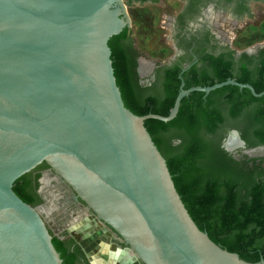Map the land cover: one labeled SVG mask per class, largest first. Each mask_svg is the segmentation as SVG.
I'll list each match as a JSON object with an SVG mask.
<instances>
[{
  "label": "water",
  "instance_id": "water-1",
  "mask_svg": "<svg viewBox=\"0 0 264 264\" xmlns=\"http://www.w3.org/2000/svg\"><path fill=\"white\" fill-rule=\"evenodd\" d=\"M126 27L122 0H0V264H63L38 210L13 191L42 163L140 264H264L197 227L144 125L172 121L193 92H264L228 79L181 88L166 117L137 116L124 106L108 46Z\"/></svg>",
  "mask_w": 264,
  "mask_h": 264
},
{
  "label": "trees",
  "instance_id": "trees-1",
  "mask_svg": "<svg viewBox=\"0 0 264 264\" xmlns=\"http://www.w3.org/2000/svg\"><path fill=\"white\" fill-rule=\"evenodd\" d=\"M128 33L124 30L108 42L124 106L137 116L166 117L179 93L178 73H168L151 89L140 87L137 55L133 42L127 39ZM222 68L212 75L185 79L184 89L210 87L231 79L253 86L257 94L264 92V83H253L251 76L233 73L229 66ZM203 97V93L193 92L182 100L172 121L150 119L144 125L166 160L175 188L197 227L222 249L237 254L245 262L258 263L264 260V167L256 160L231 158L220 148L217 128L228 122L240 130L249 148L264 145V96L255 98L247 89L227 86ZM176 141L179 143L174 146ZM32 173L19 178L13 191L24 203L35 207L37 198L24 192ZM52 243L63 264H75L76 257L83 255L77 246L68 254V243L60 239L53 237Z\"/></svg>",
  "mask_w": 264,
  "mask_h": 264
},
{
  "label": "flooded vegetation",
  "instance_id": "flooded-vegetation-1",
  "mask_svg": "<svg viewBox=\"0 0 264 264\" xmlns=\"http://www.w3.org/2000/svg\"><path fill=\"white\" fill-rule=\"evenodd\" d=\"M172 1L175 8L169 9L161 4V0H146L143 4L140 1L130 3L126 0L129 6L147 4L158 10L157 25L162 34L161 42L169 52L164 59L147 60L139 52L131 33H128L127 39L133 42L132 47L137 55L136 74L140 87L151 89L158 86L168 73H178V78L181 80L180 91L181 88L184 89L185 79L215 74L223 70L222 66H229V70L233 73L248 74L253 83H264V40L249 48L239 49L236 46L240 30L264 25V0ZM160 8L164 9L160 10ZM124 30L128 28H124L122 32ZM118 46L121 47L120 42ZM183 75H185L184 79ZM207 96L204 95L203 98ZM217 129L220 148L231 158L236 161L256 160L264 167V145L249 148L247 142L242 139L240 130L233 128L228 122ZM233 132L238 133L244 146L227 150V142ZM178 143L179 141H176L173 145ZM249 150H258L259 153L254 154L256 157H251L246 154ZM32 172L24 192L30 197L37 198L34 208L38 210L52 238L67 242L68 254L75 251V246L80 248L83 255L76 257L75 264H90L88 247L85 244L93 238L84 237L78 241L74 237L76 233H71L73 226L88 218H93L95 223L105 230L108 235L107 243L120 249H127L111 229L98 221L87 206L76 199L73 190L50 167L42 163ZM70 241L74 245H71Z\"/></svg>",
  "mask_w": 264,
  "mask_h": 264
},
{
  "label": "rangeland",
  "instance_id": "rangeland-1",
  "mask_svg": "<svg viewBox=\"0 0 264 264\" xmlns=\"http://www.w3.org/2000/svg\"><path fill=\"white\" fill-rule=\"evenodd\" d=\"M161 4L169 9L175 8L174 2L172 0H161ZM122 5H124L125 7V13L128 18L127 28L131 33L139 52L143 56H145L147 60H160L167 57L169 55V52L162 45V34L157 25L159 19L158 10L152 8L147 4H144L142 6L133 4L129 6L126 0H122ZM161 9L164 8H160V10ZM262 40H264V25L257 27L250 26L242 31L240 30L236 46L239 49L249 48L253 44ZM258 153V150H256L255 154L257 155ZM256 155H253L251 157H256ZM104 231L105 230L101 229L99 224L95 223L93 218H88L87 220L80 222V224L73 226L71 230V233H76L74 237L78 241L80 238H84L89 234L92 235V241L88 240L85 244L88 247L87 255L90 256V258L88 257L90 264L93 261L92 257L98 258L107 256L108 254L106 253V251H103L101 246H99V243L106 244V241H108V235ZM88 242H93L91 243L92 246ZM113 248L115 250L120 249L118 246H114ZM121 250L123 252V256L132 260V264H140L136 258L130 256L128 249Z\"/></svg>",
  "mask_w": 264,
  "mask_h": 264
},
{
  "label": "crops",
  "instance_id": "crops-1",
  "mask_svg": "<svg viewBox=\"0 0 264 264\" xmlns=\"http://www.w3.org/2000/svg\"><path fill=\"white\" fill-rule=\"evenodd\" d=\"M89 237H92V235H88V236H85V238H89ZM92 241V240H90ZM90 243H93V242H88ZM92 246V245H91ZM99 246L102 247L103 251H106L107 256H102V257H92L93 261L91 262V264H132V260L130 258H127L125 256H123V252L121 249H114L110 243H107L106 244H101L99 243ZM88 249V248H87ZM87 253H88V250H87ZM88 257L90 258V256L88 255Z\"/></svg>",
  "mask_w": 264,
  "mask_h": 264
},
{
  "label": "bare ground",
  "instance_id": "bare-ground-1",
  "mask_svg": "<svg viewBox=\"0 0 264 264\" xmlns=\"http://www.w3.org/2000/svg\"><path fill=\"white\" fill-rule=\"evenodd\" d=\"M145 64H147L148 62H144ZM228 144H227V150L229 149V150H231V149H233L234 150V148H237V147H239V142L237 141V139L236 138H234L233 136H231V139L229 140V142H227ZM256 153V150H254V151H250V152H248L247 154H249V155H254Z\"/></svg>",
  "mask_w": 264,
  "mask_h": 264
}]
</instances>
